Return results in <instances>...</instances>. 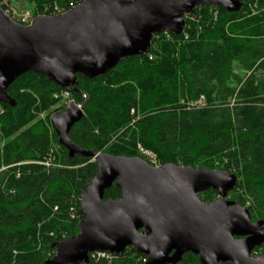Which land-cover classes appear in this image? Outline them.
Masks as SVG:
<instances>
[{"label":"trees","instance_id":"1","mask_svg":"<svg viewBox=\"0 0 264 264\" xmlns=\"http://www.w3.org/2000/svg\"><path fill=\"white\" fill-rule=\"evenodd\" d=\"M60 1L67 3L66 12L85 0H29L37 15L47 8L45 16L57 15L53 4ZM242 2L238 13L218 8L216 21L205 14L215 7H199L191 28L179 36L155 35L146 55L126 59L94 80L78 75L72 96L86 103L85 116L71 131L72 142L142 158L141 145L161 165L230 171L238 177L232 192H241L237 202L248 206L251 218L264 220V2ZM63 91L28 73L8 90L16 107L1 103L0 264H44L55 256L54 243L78 235L80 195L96 164L69 158L49 119L35 122ZM199 100L201 106L194 105ZM4 167L9 168L1 171ZM200 195L211 203L218 193ZM121 196L113 185L105 199ZM131 255L147 259L134 247L112 257L127 264L135 260ZM89 264L108 262L90 259ZM179 264L200 263L188 253Z\"/></svg>","mask_w":264,"mask_h":264},{"label":"water","instance_id":"2","mask_svg":"<svg viewBox=\"0 0 264 264\" xmlns=\"http://www.w3.org/2000/svg\"><path fill=\"white\" fill-rule=\"evenodd\" d=\"M257 3L264 0H253ZM243 9L242 0H85L66 13L36 16L24 26L0 8V104L16 107L8 90L20 77H45L67 93L78 92V75L105 76L121 62L146 55L155 35L179 36L185 17L199 7ZM85 102H71L51 117L59 145L69 158L91 159L96 172L81 193L79 233L52 245L44 264H89L94 252L122 255L134 247L145 264H179L185 254L200 264H264V220L252 221L247 207L228 201L236 174L194 166L150 165L140 157L86 150L70 139L84 118ZM116 186L118 200L105 199ZM218 193L212 203L199 195Z\"/></svg>","mask_w":264,"mask_h":264},{"label":"rangeland","instance_id":"3","mask_svg":"<svg viewBox=\"0 0 264 264\" xmlns=\"http://www.w3.org/2000/svg\"><path fill=\"white\" fill-rule=\"evenodd\" d=\"M4 2H6V3L10 2L9 10L11 12V15H8V16L12 20H14L15 22H17L21 25H24V26L30 25L32 23V20L36 16H40V15L36 14L39 12L37 11L36 8H34V5L31 4L29 2V0H7V1L6 0H0V8L5 11V9H3L4 7H2V4H4ZM53 7H54V13L61 14V13L65 12V9L67 7V3H64L61 1L56 2L55 4H53ZM46 10H47V8H44V10L41 14L45 15L47 13ZM200 11H201V9H200ZM40 12H41V10H40ZM205 14L216 21L218 19V16L220 13H219L218 8H215V9L212 8V9H206ZM27 15L29 16V19L25 23H23L21 19H24L25 17H27ZM185 21H186V28H187V25L191 28L192 24L196 21V19L194 17L191 18V15H190V16L185 17ZM164 33L169 34L168 32H164ZM187 39H188V36H186V40ZM55 99L58 100L55 103V105L51 109H48V110L43 111V112H39V114L37 116V120L35 122L45 121L47 119H49V121H51V117L54 114H58V113L63 112L64 110H66L70 106L71 102H75L77 104L81 103V101L74 99V97L72 96V93L69 94L66 91H63V92L56 94ZM202 102H203V100H199L197 102H194V105L201 106ZM0 107H1V109H0L1 110L0 111V121H1V119L4 115V110H3V106L1 104H0ZM2 143H5V140ZM138 153L150 165L155 166V167L161 166V163L159 161L158 156L155 153H153L152 151L146 150L141 145H138ZM51 155H53V154L51 153ZM32 163L33 162H25V163H23V165H28V164H32ZM8 168L4 167L1 171L6 170ZM196 168H199V167H196ZM215 168L222 169L223 167L221 165L219 166L218 164H216ZM228 172H230V171H228ZM240 193L241 192L236 191L235 194L234 193L231 194V199H234V200L240 199L239 198ZM199 197H201L200 199L203 200V195H199ZM216 199H217V197H216ZM236 201H238V200H236ZM246 207L248 208V206H246ZM252 219L258 220L257 217H255L253 215H252ZM76 231H77V229H76ZM77 233H79V231H77ZM263 253H264V246H262L257 251L254 250V252L252 253V257L259 258ZM128 258H131L132 260L135 259V260L130 261V263H127V264H145L141 257L135 258L134 255H131V257H128ZM105 260L108 262V264H116L115 262L117 261L116 258L112 257V256L109 259L106 258Z\"/></svg>","mask_w":264,"mask_h":264},{"label":"built area","instance_id":"4","mask_svg":"<svg viewBox=\"0 0 264 264\" xmlns=\"http://www.w3.org/2000/svg\"><path fill=\"white\" fill-rule=\"evenodd\" d=\"M5 6H8V4L6 2H4V4H2V7H5ZM73 7H75V6H73ZM9 8L10 7L8 6L7 9H5V11H6V14L11 15V12H10ZM66 12H64V13H66ZM28 19H29V16L27 15V17H25L24 19H21V20H22L23 23H25ZM0 109H1V107H0ZM112 255L113 254H111L109 252H94V253H91L89 256H90V259L99 260V259H106V258L109 259ZM146 261H147V259H143L144 263H146Z\"/></svg>","mask_w":264,"mask_h":264},{"label":"flooded vegetation","instance_id":"5","mask_svg":"<svg viewBox=\"0 0 264 264\" xmlns=\"http://www.w3.org/2000/svg\"><path fill=\"white\" fill-rule=\"evenodd\" d=\"M232 192H233V191H232ZM232 192H230V193L228 194V196H227V200H228V201L237 202L236 200L231 199V194H232ZM203 193H204V192H203ZM201 194H202V193H201ZM217 198H218V196H217ZM215 200H216V199H215ZM215 200H214V201H215ZM214 201H212V202H214ZM212 202H211V203H212ZM237 203H238V202H237ZM252 221H253V220H252ZM257 221H258V220H257ZM253 222H256V221H253Z\"/></svg>","mask_w":264,"mask_h":264}]
</instances>
